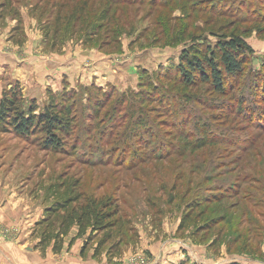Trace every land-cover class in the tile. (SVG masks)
<instances>
[{"label":"rangeland","instance_id":"rangeland-1","mask_svg":"<svg viewBox=\"0 0 264 264\" xmlns=\"http://www.w3.org/2000/svg\"><path fill=\"white\" fill-rule=\"evenodd\" d=\"M59 1L0 0V101L4 91L19 86L24 108L35 103L42 111L48 91L58 100L68 91L77 113L59 152L43 151L40 136L0 133V204L6 210L18 205L14 220L22 217L21 226L0 227L2 237L15 242L31 229L40 238L32 219L39 212L44 219L54 203L48 187L72 181L118 202L125 226L98 258L107 264H264V98L249 92L255 75L264 77V0L102 1L111 24L104 22L105 42L89 47L78 30L53 40L56 16L45 11ZM90 2L100 12L98 0ZM224 10L229 15L221 18ZM100 15L92 16L93 26ZM254 21L261 29L246 39L253 49L249 68L228 97L205 87L187 94L170 88L169 102L139 100L144 71L166 87L165 76L175 77L171 67L190 45L176 37L179 31L213 44L220 28L230 33ZM110 30L119 46L110 42ZM53 59L70 68L57 83L39 73ZM239 99L247 115L254 113L252 120L233 111ZM140 120L146 130L139 129ZM203 137L209 145L193 150ZM101 240L93 235L86 250Z\"/></svg>","mask_w":264,"mask_h":264},{"label":"trees","instance_id":"trees-1","mask_svg":"<svg viewBox=\"0 0 264 264\" xmlns=\"http://www.w3.org/2000/svg\"><path fill=\"white\" fill-rule=\"evenodd\" d=\"M102 1H105L106 4L128 6L132 0H98L97 5L100 12L97 10L92 11L90 0H60L59 3H53L52 5L49 2L48 5L50 6L45 13L50 15L53 12V16H56V18L54 17L53 40L57 41L60 33L67 35L70 32L69 30L73 33L78 30L77 32L80 34L84 33L85 47L96 43L100 44L101 41L105 42L100 37L102 36L101 31L105 30L104 22L106 20L109 25L111 22L108 21L109 15L105 9H101ZM98 13L101 14L99 23L93 26L91 23L93 21L92 16H96ZM225 14L229 15L224 10L221 18ZM261 20L264 23V18ZM48 21L50 22V20ZM254 22L253 27H249V29H242L238 26L230 33H225L226 30L220 28L218 33L213 34L217 38V41L213 44L203 41L201 38H188V30L186 29L179 31L176 37L181 38L183 35L184 40H181V42L189 41L190 45L182 51L178 66L171 67V70L174 69V71H170V73L175 74V77L168 74V76H165L169 84V87H166L157 83L156 80L158 79L155 74L144 71L141 74L139 83L141 91L139 100L143 102L146 100L156 101L160 97L161 101L169 102L170 99L174 98V94H170L168 91L170 88L174 92L180 90L187 94L189 90L194 88L205 87L213 96L228 97L231 89L233 90V83L238 81L249 68L248 58L253 54V49L246 39L254 31L259 32L261 29L256 21ZM259 24L261 25V23ZM51 25L48 27V33H46L47 40H49L48 34ZM45 28H47V25ZM111 35L114 36L113 39L109 38ZM108 38L110 42L115 43V46H119V36H115V31H108ZM62 46H64V43L60 48ZM258 75H255L249 87V92L253 93L255 97L260 94L258 92H262V98H264V77ZM71 98L72 96L68 91H64L59 100L51 91H48V105L41 111L35 103L29 108H24V98L19 86L6 90L0 101V133H14L24 139L40 136L39 146L43 151H62L66 148V141L71 138L76 124V104L71 102ZM245 103L239 99V102L234 104L233 111L238 115L251 116L252 120L254 113L247 115L249 109L245 107ZM260 103H264V101ZM100 108L101 104L94 107V112L97 113ZM138 124L139 129H147V125L143 120H140ZM208 140L205 137L198 139L193 150L204 149L209 145ZM192 146L193 144L189 145L188 150ZM46 192L55 201L47 208L45 218L37 223L36 230L41 232L38 247L42 250L52 244L53 252L55 254L61 253L64 249V238L74 228H77L76 239L84 237L89 239L93 235L102 236V240L94 251V258L98 259L104 252V247L114 239V231L125 226L121 224L123 219L120 217L118 202L114 198L99 195L96 192L88 194L81 190L80 184L72 181H65L60 184L54 183L48 187ZM86 245L83 252L86 250ZM114 250H116V247ZM114 255H117V253Z\"/></svg>","mask_w":264,"mask_h":264},{"label":"crops","instance_id":"crops-1","mask_svg":"<svg viewBox=\"0 0 264 264\" xmlns=\"http://www.w3.org/2000/svg\"><path fill=\"white\" fill-rule=\"evenodd\" d=\"M67 65L68 63L64 60L53 59L51 63H42L41 67H39V73L45 74L44 77H51L57 83L59 78H62L64 75H70L68 70L70 68ZM12 204L14 207L13 210H6L7 207L0 204V227H16L17 225H22V217L20 221H17L18 223L14 220L18 212V205ZM40 214L41 212L36 215V218L34 217L35 219L33 218L34 221L32 219L34 224L38 223L41 218L43 219ZM32 222L30 221L29 223ZM77 233V228H74L70 232L66 237L67 242L64 243V249L59 254L53 252V245L48 246L44 250L40 249L38 247L40 239H34L31 229L27 235H24V232H22L15 242L4 239L0 234V264H107L106 259L103 257L99 260L94 258L95 248L83 252V239L85 237L75 240L73 245H70L72 239L76 238Z\"/></svg>","mask_w":264,"mask_h":264}]
</instances>
